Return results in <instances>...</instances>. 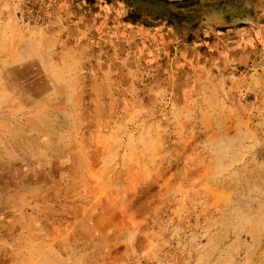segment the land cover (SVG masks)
I'll return each mask as SVG.
<instances>
[{"label":"rangeland","instance_id":"374dc122","mask_svg":"<svg viewBox=\"0 0 264 264\" xmlns=\"http://www.w3.org/2000/svg\"><path fill=\"white\" fill-rule=\"evenodd\" d=\"M0 264H264V0H0Z\"/></svg>","mask_w":264,"mask_h":264}]
</instances>
